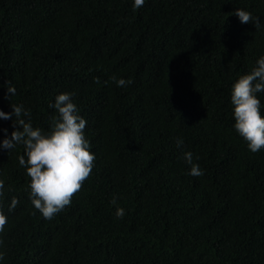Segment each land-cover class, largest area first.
Masks as SVG:
<instances>
[{
  "label": "trees",
  "instance_id": "1",
  "mask_svg": "<svg viewBox=\"0 0 264 264\" xmlns=\"http://www.w3.org/2000/svg\"><path fill=\"white\" fill-rule=\"evenodd\" d=\"M261 56L264 0H0V111L23 105L47 133L49 105L73 93L95 155L71 205L46 220L23 145L0 149V264H264V150L235 131L231 104ZM13 130L0 119V140Z\"/></svg>",
  "mask_w": 264,
  "mask_h": 264
},
{
  "label": "clouds",
  "instance_id": "2",
  "mask_svg": "<svg viewBox=\"0 0 264 264\" xmlns=\"http://www.w3.org/2000/svg\"><path fill=\"white\" fill-rule=\"evenodd\" d=\"M145 0H133V8L143 7ZM235 16L242 24H253L259 28L260 21L251 12L237 8ZM118 87H125L131 80L112 77ZM99 83V78H96ZM7 92L16 94L9 83ZM264 92V56H261L250 73L243 74L233 83L231 104L233 105L234 129L242 137L252 153L264 150V117L261 116L260 100L257 93ZM73 93H61L49 107L56 110L52 118L50 131L45 133L33 127L30 110L23 105H11V113L0 111V119L11 120L14 129L10 138L0 140V149L12 150L23 145L25 155L18 157L20 166L25 167L30 177L31 203L44 219L51 220L71 205L72 198L89 178L94 166L95 155L89 151L90 144L85 138L87 121L79 115V109L73 102ZM27 117V120L22 118ZM15 118V119H14ZM18 126V127H17ZM6 132V130H2ZM177 147H182V139H177ZM25 156L27 159H25ZM183 159L190 166L189 174L199 177L204 174L198 164L193 163V154L183 152ZM4 181L0 179V199L4 197ZM113 205L116 200L111 201ZM18 200L12 198L9 211L15 209ZM115 215L122 219L124 209L117 207ZM7 225V217L0 210V233ZM3 241L0 240V245ZM4 253L0 251V260Z\"/></svg>",
  "mask_w": 264,
  "mask_h": 264
}]
</instances>
